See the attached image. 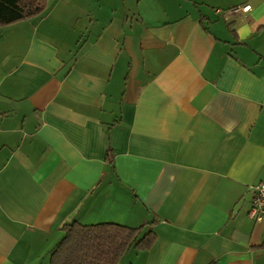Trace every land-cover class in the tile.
Returning <instances> with one entry per match:
<instances>
[{
	"label": "crops",
	"instance_id": "crops-1",
	"mask_svg": "<svg viewBox=\"0 0 264 264\" xmlns=\"http://www.w3.org/2000/svg\"><path fill=\"white\" fill-rule=\"evenodd\" d=\"M261 182L264 0H49L0 28V264H47L72 222L151 230L121 264H264Z\"/></svg>",
	"mask_w": 264,
	"mask_h": 264
},
{
	"label": "trees",
	"instance_id": "trees-1",
	"mask_svg": "<svg viewBox=\"0 0 264 264\" xmlns=\"http://www.w3.org/2000/svg\"><path fill=\"white\" fill-rule=\"evenodd\" d=\"M49 0H0V28L41 16ZM150 224H154L151 222ZM62 238L48 255L47 264H121L131 249L149 250L156 241L150 230L114 223L61 227Z\"/></svg>",
	"mask_w": 264,
	"mask_h": 264
},
{
	"label": "built area",
	"instance_id": "built-area-1",
	"mask_svg": "<svg viewBox=\"0 0 264 264\" xmlns=\"http://www.w3.org/2000/svg\"><path fill=\"white\" fill-rule=\"evenodd\" d=\"M250 9L249 6L243 7L242 11L246 12ZM237 9H234L236 11ZM230 13V11H229ZM264 213V182H261L252 188L251 208L249 210V217L256 223L262 221Z\"/></svg>",
	"mask_w": 264,
	"mask_h": 264
},
{
	"label": "rangeland",
	"instance_id": "rangeland-1",
	"mask_svg": "<svg viewBox=\"0 0 264 264\" xmlns=\"http://www.w3.org/2000/svg\"><path fill=\"white\" fill-rule=\"evenodd\" d=\"M178 1H183V0H178ZM62 238V235H61V237H60V239Z\"/></svg>",
	"mask_w": 264,
	"mask_h": 264
}]
</instances>
